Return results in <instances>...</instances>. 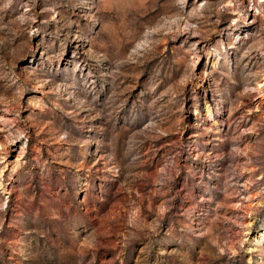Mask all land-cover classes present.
I'll return each mask as SVG.
<instances>
[{
    "label": "rangeland",
    "instance_id": "obj_1",
    "mask_svg": "<svg viewBox=\"0 0 264 264\" xmlns=\"http://www.w3.org/2000/svg\"><path fill=\"white\" fill-rule=\"evenodd\" d=\"M0 264H264V0H0Z\"/></svg>",
    "mask_w": 264,
    "mask_h": 264
}]
</instances>
